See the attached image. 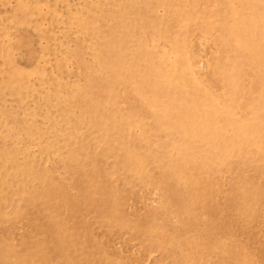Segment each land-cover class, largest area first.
I'll use <instances>...</instances> for the list:
<instances>
[{"label":"bare ground","instance_id":"6f19581e","mask_svg":"<svg viewBox=\"0 0 264 264\" xmlns=\"http://www.w3.org/2000/svg\"><path fill=\"white\" fill-rule=\"evenodd\" d=\"M47 1H48V3H46L45 1L44 2H45V4H49L52 8V10L50 11V17L52 16V19H53L52 24H54V25H52V28L50 27L49 32H46V30H44L42 27V25H44V24L40 23L41 19L44 18L45 16L43 17V14L41 13L42 10H40L42 7L39 6L38 4H37L38 5L37 8L39 10L36 9L35 7H33V4L30 3V1L27 2L26 0H23L20 2L19 9H17V6L13 7V5H11L9 2V4L12 7H10L11 12L7 16H8V18L11 19V22H12V19L15 18L17 16V14H19L20 18H22L23 20L21 21L20 19H17V18H16V20L23 22V23L36 25V26H34L35 28L34 27L33 28L35 29V31L37 30V32L40 33L41 35H53V33H55L57 37L55 38L54 41H56V42L58 41V43H59V40H60L59 44H61L62 46H67L66 45L67 40L70 41L72 38L77 39L80 43L84 44V47H85L84 50L87 52L86 55L89 54L92 61L89 62V61H85V59H84V63L79 64V66L77 68V73L71 71V73H75V74L69 75L70 73L68 72L69 74L67 73V75H69V76L65 75L64 70L60 73V71H59L60 68H58L57 73L55 72L56 71L55 70V71H53L52 74H50L49 72L48 73L46 72V70H48L46 68H45V70H42V69H38L34 66L31 67V65L29 64L30 68H21V66H20V69H21V70L19 69L20 72H16L15 69H17V68H15V67L10 69V71L12 70L11 73L8 70L7 72H9L10 74L7 73L8 76L6 78H2L1 81L3 82V86L5 85L7 88L10 85H13V84L15 85V83H16L15 87L11 88L10 92H12V94L9 92V94H11L14 97V96H16L15 88H17V85H19V87H21L22 90L28 89L27 91H29V88L27 86L28 85L27 80L25 78L38 77L37 81L39 82V84L36 81H34V82H36V84H38V86L35 87V92L31 91L34 94L38 93V96L40 98V99H38V101L40 100L38 103L39 104L38 107H43V106H41L42 105L41 102H45L46 99H48V100L51 99L52 96H54V99L57 98V100L54 102V106H55L54 108H48L45 110V107H44L45 113L46 114H47V112H49V113H48V115L45 116L46 119L45 120L42 119V121L40 123H36L34 120L32 122H30L29 120L20 122V121L16 120V117H17L16 112L13 110H10V112H8L6 118H5L4 114H3V117L2 116L0 117V130L3 129V125H4L5 129H6V127H8V131H9V137H8L9 142L6 144L2 142L3 149H0V183H3V180L5 182L9 181L8 182V185L10 188L9 190L13 191L12 197L7 199V202H6L5 206H2V209L4 207V210H6L5 208H9L11 211H14L15 209L12 207V204H14V203H19V204L20 203L21 204L27 203L28 204L30 202H36V201L41 202V201H44L45 198H47L46 197V195H47L46 189H45V188H47L46 185H45L46 186L45 188H41L42 186L39 187V185L33 181H29L30 184L27 185L26 184V181H27L26 178L20 177V176H24L25 173L28 172V169L23 167L21 164H19V157H22L23 160L25 158H28V159L31 158L33 161V162L31 161L32 162L31 168L32 167L35 169L38 168V166H37L38 161H39L38 159H40L39 164H41V162H42V164L45 165L46 163H43V161L50 157V154L52 151L51 150L52 149L51 140L56 139V138H58L60 140V142L65 144L69 149L67 152L62 151L61 149H57L54 151V153L57 154L61 160H63V164L65 165V167L67 166V164H66L67 163L66 162L67 157H70V156H74L73 159H71V162H73L75 165H78V163L76 161V153H77L76 149H77V147H80L81 154H82L81 156L85 155L86 158L88 157V154L90 153V146L93 143L98 142V141H95L92 138L88 137V135H90V132L92 130L98 131V130L102 129V124H101L100 120L102 119L101 114H103L101 112H98L95 116L101 115V118L100 117H93L91 110H90V108H91L90 105H91V103H93V104L96 103L95 96L97 97L98 100H100L102 102L101 103L102 106H103V104H107L108 102H110L111 105L107 109L103 110V112L105 111L106 116H111V114H112L111 110H113L115 112V110L113 109L114 106L120 107L119 103L121 101V97H119L118 94H119V92H122L121 89L124 87V85H122L121 87H118V86H120L118 83L116 86L112 85L113 81H115V78H113V77L115 74H117L120 76V78L124 79L122 81L124 84L126 82V84H127L126 86L129 85L132 88L134 87L137 95L143 97L145 102H147L153 106L152 107L153 109L155 108L154 111L156 113H152V111L149 110L150 113L148 112V116L151 117L152 114L157 115L158 119H159L158 122H159V124H161V129L159 131L157 129V131H158L157 135L155 134V131H154L153 133L155 135L150 134V133H146L145 137H143L144 140H147L146 142L148 143V145H146L144 147L145 152L147 154H149L147 152V150L150 148V145H155L154 143L156 141L165 142L166 140H169L167 137L162 138L164 140H160L159 137H157V136H159V134L166 135V136H173L174 137V143L179 144V146H180L181 152L178 155V157L181 158V160L180 159L174 160L175 161V163H174L175 167H168L167 168L168 170L165 172V176L172 178L169 180V182L175 183L177 191H181L182 193L186 192L187 194L189 193L188 196L191 197V201L188 204V207H186V205H184L183 207L181 206V208H176V209H180V210L182 209L183 212L187 215L188 214L191 216L196 215L197 217H199L200 212L198 211V208L201 206V204H204L203 205L204 207L209 203L213 205V203H215V202L211 200V197H212L211 193L213 194L214 191L212 189L207 190L208 188L202 187L200 184L202 174L212 173L213 175H211V177H213V178H211V179L219 181V183H221V185L223 187L224 186L227 187L226 189H228L229 186L233 187L232 192L235 195H241L242 191H245L250 198L253 197V199H250V201H248V203L245 202L242 205V208H239L233 212V214H236L237 216L246 217L248 211L253 209L254 204L256 203L255 198H257L258 192L255 189V187H250V186L242 187L243 182L241 180L237 179V177H234L233 175H235V173H240L243 175V173L246 171L245 172L246 175L249 174L250 176H252V175L259 174L260 178L261 177L264 178V0H135L136 5L133 9H129V6H127L128 1L126 3H123V0H104V2H103V0H47ZM106 1H107L108 5H111V6H109L110 12L109 11L107 12V10H106L107 7L106 8L104 7L103 3H105ZM42 3H43V1L40 2V4H42ZM12 4H13V2H12ZM159 9L164 10L163 17H159V13H158ZM47 12H48V10H47ZM32 13H33V15H31ZM35 16H37L38 18L33 20V18ZM48 19L49 18H47V20ZM14 22H15V19H14ZM17 23H19V22H17ZM8 24H10V23H8ZM11 24L14 25V23H11ZM148 24L150 26L149 32H148L147 36H143L144 35L143 31H145V28H147L146 26ZM46 26H47V24H46ZM26 27H27L26 29H28V26H26ZM54 28L56 30H54ZM5 29H6V25H5ZM29 29H31V28H29ZM34 29H33V31H34ZM16 30L19 32L18 26H17ZM22 30H23V28H22ZM22 30H20V31H22ZM72 30H74V31H72ZM35 31H34V33H35ZM37 32L35 34H38ZM9 33H7V34H9ZM182 35H185V39L180 40L178 36H182ZM4 37H6V35ZM6 38H4V39H6ZM43 38H45V37H43ZM48 39L49 38H47V40ZM50 39H51V37H50ZM23 40H25V39L23 38ZM77 40H76V42H77ZM40 41H41V39H40ZM144 41L148 45H144L143 44ZM52 42H53V40H52ZM29 43H31V42H29ZM3 44L5 45V43H3ZM11 44H13V43H11ZM68 44H70V42ZM32 45H33V42H32ZM58 45H57V47H58ZM76 45H77V43H76ZM76 45H74L76 48L81 46V45L80 46H76ZM40 46H41V44H40ZM52 46L54 47V45H52ZM70 46L71 45H69V48L71 49L72 46L71 47ZM74 46H73V48H74ZM202 46L207 50L206 51L207 53L205 52L203 55L201 54L202 55L201 57H199V55L197 54V51ZM17 47L19 48V46H17ZM8 48H9V46H8ZM66 49L68 50V48H65L64 52L66 51ZM70 49L68 51H70ZM78 49H76V50L78 51ZM73 50H75V49H72V51ZM76 50H75V52H76ZM3 51L5 52L4 47H3ZM30 51L32 52V50H30ZM11 52L12 51H10V53ZM57 52H56V54H57ZM7 53H8V51L6 52V54ZM41 53H42V51H41ZM62 53H63V51H62ZM71 53H73V52H71ZM82 53H83V51H82ZM192 53H193V55H192ZM29 54H30V52H29ZM84 54H85V52H84ZM147 54L153 55L152 57H154L155 61H153L150 64L151 68L147 73V75L151 76L150 79L152 82L150 84H143L141 81H138V80L135 81V79L131 75H129L130 71H132V72L135 71V67H133V66H136V65L128 67L126 65V63H127V56H129V57H132V56L133 57L134 56L141 57V56H145V55L147 56ZM25 55H26V53H25ZM8 56L10 57L11 55H8ZM8 56L6 55L5 57H7V59H9ZM45 56H44V58H45ZM1 57H3V56H1ZM41 57H42V55H41ZM76 57H78V53H77ZM81 57H82V55H81ZM57 58L55 57L54 60ZM7 59H4V60L6 61ZM10 59H11V57H10ZM24 59H27V58H24ZM77 59H79V57ZM82 59L80 58V60H82ZM0 60H1V58H0ZM68 60L70 61L71 59L68 58ZM7 61H6L7 64L9 63V65H10L9 60H7ZM1 62H3V61H1ZM19 63H17V64H19ZM61 63L62 62L60 61L59 64L61 65ZM200 63H204L205 69L200 67L201 66ZM50 64H52V61ZM59 64H58V67H59ZM0 65H2V64H0ZM23 65H24V62H23ZM4 66H5V64H4ZM37 67H39V66L37 65ZM3 69H5V68H3ZM75 69L76 68H74L73 71ZM3 74H4V72H3ZM1 76L5 77L6 75H1ZM48 77H51V79L52 78L53 79L52 80L50 79V81H49ZM125 77L127 79L129 78L130 82H128ZM162 80H166L163 82V84H165V86H161ZM146 81H147V79H146ZM86 82H90L91 89L87 92L85 91L86 93L79 94L80 92L78 93L77 89L82 87L84 85V83H86ZM33 85H35V84H33ZM88 85H89V83H88ZM139 85L144 86L146 88V90L149 92L148 93L138 92L137 87ZM87 88H88V86H87ZM3 89H4V87H3ZM123 89H125V88H123ZM5 94H6V92H5ZM60 99L63 100V102H60ZM131 100H133V99L131 98ZM200 100H202L203 102L200 103ZM128 101H129V99H128ZM172 101H174L175 103H178V105L173 104ZM8 102L9 101H6V100L2 99V97H0V114H2L4 112V106H7ZM64 102H66V103L68 102L70 105H73V106L72 107L70 106V108H68L66 103H64ZM132 102H130V103H132ZM136 102L137 101L135 98L133 104ZM130 103H128V104H130ZM147 103H145V105H148ZM197 103H198L200 108H197L195 106V104H197ZM13 104H15V103H13ZM44 104H46V103H44ZM96 105H98V104L96 103ZM173 105H175V106L173 107ZM35 106H37V105H35ZM149 108L152 109L150 106H149ZM219 109H220V111H219L220 116H217L216 111ZM53 110H57L56 114H53V112H54ZM122 110L125 113V110L124 109H122ZM33 111H35V110L33 109L32 112ZM23 112H25V111H23ZM54 115H56L54 124H56L58 126V128H55V129L53 128L54 133L49 135V133H50L49 129L50 128L48 129V127L46 128V126L47 125L49 126L50 124L53 123V120H49V118L54 117ZM127 115H128V111H127ZM183 118H186L187 122H183L182 121ZM4 120H7V121L5 122ZM151 123H152V121H151ZM5 124H9V125H5ZM151 128L152 127H150V129ZM126 130H128V129H126ZM218 131H220V132H219L218 136H216L215 134ZM122 137H123V134H122ZM109 139H110V137H109ZM123 140H125V139H123ZM139 145H140V143H139ZM172 146L167 147L165 151H167V152L171 151L170 149ZM106 147L107 148L110 147L111 153H113L117 157V160L120 163H122L124 165V167L131 169L133 172H135L137 174L143 173L142 170H145V168L147 167V165L149 163V162H145V161H147V159H145L141 155L143 152V150L141 148L138 149L137 151L131 153V154H127V153H124V151H122L117 144L111 143L110 145H108ZM64 148H66V147H64ZM104 157H106V156H104ZM245 158L252 159L254 162L253 166L260 168V170H258L259 172L254 170L255 167H251V166L247 167V170H245L243 172L241 170L242 166L239 163H241L242 159L244 161ZM143 160H145V161H143ZM181 161H184L186 163L181 162ZM230 161L233 163L231 164V166H227V163L229 164ZM107 163H104V164H107ZM42 164H41V166H43ZM72 166H73V164H72ZM49 167H51V166H49ZM62 167H61V170L59 169V171H63L64 173H66L64 170L65 168L62 169ZM57 168H58V166H57ZM40 169L42 170V168H40ZM74 169L80 170V168H77V167L76 168L74 167ZM2 171H3V173H2ZM66 171H68V170H66ZM72 172L74 173V171H72ZM78 173H79V171H78ZM87 174H91V173H87ZM173 174L175 175V177ZM44 175L47 176L48 174L47 175L44 174ZM66 175H68V174L66 173ZM71 176H70V180L73 177V176L72 177ZM75 176H77L76 173H75ZM2 177H3V180H2ZM151 177H152V175H151ZM238 177H240V175H238ZM7 178H9V179L6 180ZM97 178H98V180L96 182L99 186H96V188H99V189L105 188V186L101 182L100 176H98ZM153 178H151V179H153ZM155 178H157V177H155ZM50 179H52V178H50ZM53 179H54V177H53ZM61 179L62 178H60L59 180H61ZM74 179H76V178H74ZM53 181H55V180H53ZM53 181L51 182L52 184H54ZM153 181H154V179H153ZM56 182L57 181H55V184L57 185ZM63 182H64V178H63ZM147 182H149V185H150V180H148ZM251 182L252 181H250V183ZM263 183H262V185H263ZM78 184H79V182H78ZM122 184L124 185V182ZM75 185L76 184H74V186ZM82 185H80V186H82ZM77 186H78V188L80 187L79 185H77ZM130 186H132V185H130ZM49 187H48V189H49ZM122 187H124V186H122ZM132 187H134V186H132ZM137 187H138V185H137ZM137 187H136V189H137ZM119 188H121V187H119ZM43 189H45V190L43 191ZM226 189L224 191L227 193ZM120 190L124 191L122 189H120ZM130 190H131V188H130ZM183 191H185V192H183ZM126 192H128V189ZM145 193H143V194H145ZM148 193H147V195H148ZM154 193L152 192V194H154ZM138 194H140V193H138ZM161 194H162V192H161ZM123 195H126V194H123ZM147 195H146V197H147ZM136 196H138L137 192H136ZM113 197H114V195H113ZM184 197H185V195H184ZM106 200L104 199L105 202H106ZM125 200H127V199H125ZM142 200H143V198H142ZM168 200H169L168 198H167V200L165 199V201L162 202V205H164L165 202H167ZM152 201H153V199H152ZM98 202H100V200H98ZM107 203H108V201H107ZM124 203H126V202H124ZM85 204H86V202H85ZM145 204H146V200H145ZM155 204H157V203H155ZM176 204H177V202H176ZM176 204H175V207L177 206ZM82 205H83V203H82ZM96 205H98V204H96ZM99 205H101L103 207L104 204L102 203ZM106 205L107 204H105L104 206H106ZM126 205H127V203H126ZM168 205H170V204H168ZM113 206H114V204H113ZM113 206H112V208H113ZM189 206H192L191 209L189 208ZM145 207H144V209H145ZM160 207H161V205H160ZM163 207H165V205ZM108 208H109V205H108ZM165 208H167V207H165ZM128 209H129V206H128ZM146 209H147V207H146ZM176 209L174 208L171 211V213L172 212L174 213V210H176ZM113 210H114V213H116L114 208H113ZM109 211H110V209L107 212H109ZM131 211H133V210H131ZM150 211H151V209H150ZM81 212L83 213L82 210H81ZM112 212L113 211H111L110 213H112ZM102 213H104V212H102ZM249 213H250V211H249ZM84 214H83V216H84ZM92 214H93V212H92ZM138 214L139 213H137V215ZM215 214L216 213H214L213 216L216 217ZM219 214H220V212H219ZM14 215H12V216H14ZM128 215H130V214L127 213V216ZM80 216L82 217V215H80ZM87 216H85V217H87ZM98 217H99V215H98ZM118 217L120 218V216H118ZM243 217H242V219H243ZM249 217H250V215H249ZM78 218H80V217L78 216ZM114 218L116 220L119 219L116 217H114ZM105 219L109 220V218H105ZM110 219H112V218H110ZM135 220H137V219H135ZM244 220H245V218H244ZM31 221H34L33 217H32ZM70 222H72V221H70ZM94 223H96V222L94 221ZM112 223H113V221H112ZM146 223H148V222H146ZM17 224H18V222H17ZM29 224H30V222H29ZM38 224L39 223L37 222V225ZM119 224H122V223L119 222ZM130 224H132L131 220L126 223L127 226H130ZM141 224H143V223H141ZM239 224H238V226H239ZM187 225L188 224H186V226ZM106 226H107V224H106ZM120 226H122V225H120ZM127 226H125V227H127ZM135 226H137V225H135ZM135 226H133V227L135 228ZM221 226H224V225L222 224ZM225 226L223 228L228 227V226H226V227ZM241 226H242V224H241ZM26 227H24V228H26ZM80 227L82 229V226H80ZM243 227H245V226H242V228ZM5 228H6V226L4 227V229ZM21 228H20V230H21ZM32 228H34V227H32ZM91 228H92V226H91ZM94 228H93V230H94ZM142 228H143V230H145L144 225H142ZM216 228H217V226H216ZM216 228H215V230H217ZM70 229H72V228H70ZM138 229L140 230V228H138ZM184 229L187 230L188 228L185 227ZM246 229H248V227ZM261 229H262V227H261ZM8 230H9V228H8ZM8 230H6V231H8ZM38 230H39V228H38ZM75 230H76V228H75ZM103 230L107 231L104 228H103ZM111 230H112V228H111ZM169 230H170L169 227H163L162 226V233L166 234V233H168ZM46 231H47V228H46ZM97 231H99V230H97ZM176 231H178V230H176ZM206 231L203 233H206ZM239 231H241V230L239 229ZM249 231H251V230H249ZM31 232H33V230ZM75 232H74V234L76 235ZM82 232L79 231V233H77L76 239L82 240V239L86 238V235H84ZM99 232H101V231H99ZM144 232H147V231H144ZM187 232H189V231H187ZM213 232H214V230H213ZM221 232H218V233L221 234ZM257 232H258V230H257ZM9 233H11V232H9ZM13 233H15V232H13ZM18 233H20V232H18ZM18 233H16V234H18ZM36 233H37V231H36ZM43 233L45 234V232H43ZM43 233L41 232V235ZM128 233H126V234H128ZM142 233H143V231H142ZM225 233H227V232H225ZM237 233H238V231H237ZM22 234H24V233H22ZM119 234H122V232ZM129 234L132 236L131 232ZM134 234H133V236H134ZM200 234H201V232H200ZM243 234H245V233H243ZM3 235L5 236L4 233H3ZM6 235H7V233H6ZM39 235H40V233H39ZM181 235H183V232H182V234H180V236L178 235V237L180 238ZM211 235H210V237L212 238ZM223 235H220V237L221 236L223 237ZM249 235L250 234H248V236ZM32 236H33V234H32ZM45 236H46V234H45ZM114 236L115 235H113V237ZM131 236H127V237H131ZM165 236L166 235L160 236V238H164ZM250 236H252V235H250ZM11 237H12V235H11ZM11 237H10V239H11ZM47 237H49V236H47ZM119 237H118V239H119ZM121 237H123V236H121ZM121 237H120V239H121ZM225 237H226V235H225ZM28 238H25V239H28ZM160 238H157L159 243L161 242ZM169 238H170V240L168 243V247H166L165 250H163V251H165V255H164L165 259L169 260L171 262V260H173V257L171 255V250L173 249L175 251L176 249H180L183 252V249L181 248L182 246L181 247L179 246V243H178L179 239H174V237L172 235L169 236ZM215 238H212V239H215ZM102 239H104V238H102ZM136 239H138V238H136ZM210 239H207V240H210ZM112 240L113 239H111V242H112ZM115 240H117V239H115ZM143 240H145V238ZM247 240L251 241L252 239L251 240L247 239ZM73 241H75V238ZM130 241H132V240L130 239ZM148 241H150V240H148ZM210 241H212V240H210ZM87 242H89V241L87 240ZM92 242L93 241H91V244H92ZM214 242H215V240H214ZM77 243H79V242H77ZM148 244H147V246H148ZM200 244L201 243H199L198 245H200ZM209 244L210 243H208V245ZM262 244H264V243H262ZM47 245L48 244H43V247H41V250H40L41 254L45 253L48 250ZM107 245H109V244H107ZM111 245H112V243H111ZM201 245H203V244H201ZM210 245L212 246V244H210ZM214 246H215V244L212 246V248ZM233 246L235 247L236 245H233ZM251 246H252V244H251ZM99 247H100V244H99ZM155 247L160 250L159 245L156 244ZM195 247H196V245H195ZM200 247L198 250H200ZM39 248L40 247H38V249ZM205 248H206V246H205ZM85 249H84V251H85ZM101 249L103 250L104 248H101ZM194 249H196V248H194ZM203 249H204V247H203ZM215 249L216 248H214L213 251ZM230 249L231 248H229V251H230ZM253 249H254V247H253ZM148 250H149V248H148ZM250 250L252 251V249H250ZM260 250H262V249H260ZM130 251H132V250H130ZM232 251H233V249H232ZM235 251H237V250L235 249ZM240 251H241V249H240ZM256 251H258V249ZM256 251H254V252H256ZM18 252H20V251H18ZM97 252H98V250H97ZM133 252H134V250H133ZM261 252L262 251H260V254L262 255ZM80 253L81 252H79V254ZM176 254H179L178 250H177ZM180 254H183V253H180ZM212 254H213V252H212ZM229 254L232 255L231 252ZM263 254H264V252H263ZM59 255H60V253H59ZM93 255H95V258L99 259V261H97L94 258V262L97 261V264L98 263L99 264H126V262H124L125 258L123 256L122 257L124 258V260H122L121 263H118L117 259H108L107 257L105 259V251H103V254L98 252V253H94ZM193 255H195V254H193ZM203 255L208 256V254L206 255V252ZM209 255H211V254H209ZM238 255L239 254H236L235 255L236 257L234 256L233 258H231V257L230 258L231 259L237 258V257H239ZM26 256H30V255H21L19 257L22 259H19V260L26 259ZM133 256H134V254H133ZM182 256H184V254ZM196 256H198V255H196ZM218 256H219V254H218ZM243 256L244 255L241 256L242 259H243ZM89 257H91V256L89 255ZM189 257H191V256H189ZM202 257H196L192 261H190V260L184 261L183 260L181 263H179V262L178 263L175 262V263H177V264H207L205 262V260H206L205 258H209V257H205V258L204 257L202 258ZM126 258H128V257H126ZM219 258H221V257L219 256ZM227 258H229V256ZM120 259H121V257H120ZM139 259L141 260V258H139ZM210 259L214 260L215 258L214 259L209 258L208 261H210ZM263 259H261V260H263ZM235 260H238V258ZM239 260H240V257H239ZM248 260H250L249 255H248ZM218 261H220V259H218ZM256 261H257V258H256ZM140 262L138 261L137 264H140ZM242 262H244V261H242ZM248 262H250V261H248ZM34 263H35V261H34ZM237 263H238V261H237ZM166 264H168V263H166ZM210 264H214V261ZM223 264H224V262H223ZM248 264H250V263H248Z\"/></svg>","mask_w":264,"mask_h":264},{"label":"rangeland","instance_id":"374dc122","mask_svg":"<svg viewBox=\"0 0 264 264\" xmlns=\"http://www.w3.org/2000/svg\"><path fill=\"white\" fill-rule=\"evenodd\" d=\"M21 1H23V0H7V1L6 0H4V1L0 0V9H1L0 10L1 11L0 12V22H1L0 23V35H1L0 36V58H1L0 64H2V65H0V74L1 75H6L5 77L4 76L2 77L0 75V87H1L0 88V90H1L0 93L2 92L0 94V97H2V99L6 100V101H9L7 106H4V112L2 114H0V117L1 116L3 117V114H4V116L6 118L8 112H10V110H13V111L16 112V116H17L16 120H18L20 122L28 121V120L30 122H32L34 120L36 123H40L42 121V119H44V120L46 119L45 116L48 115V113H49V112H47V114L45 113L44 107H45V110L48 109V108H54L55 107L54 106V102L57 100V98L54 99V96H52L51 99H49V100L46 99L45 102H41V104H42L41 106H43V107H38L39 106L38 103L40 101V100L38 101V99H40V98L38 96V93H35V94L33 93V92H35V87H37L38 84H39V82L37 81L38 77L25 78L27 80V84H28L27 86L29 88V91H27L28 89H23L22 90L21 87H19V85H17V88H15L16 96H14V97L11 95L12 92H10V91H11V88L15 87L16 83H15V85L14 84L10 85L7 88L5 85L3 86V82L1 81L2 78H6L8 76V74H10L12 72V70L10 71V69H12L14 67L17 68V69H15L16 72H20V70H21L20 66H21V68H30V65H31V67L34 66V67H36L38 69H42V70H45V68H46V69H48V70H46V72L47 73L49 72L50 74H52L53 71H55V70H56L55 72L57 73L58 68H60L59 69L60 73L64 70L65 75H67L68 72L70 73V74L68 73L69 75H71V74L74 75L75 73H77V68H78L79 64L80 63H84V59H85V61H89V62H91L92 60H91L89 54L86 55L87 52L84 50L85 49L84 44L80 43L77 39H73L72 38L70 41L67 40V44L66 45L68 47L67 46H62L61 44H59L60 40H59V43H58V41L57 42L54 41L55 38L57 37L55 33H53V35H41L40 33L37 32V30L35 31V29H34L35 27L34 26H36V25L23 23V22H20V21L16 20V18L20 19L21 21L23 20L22 18H20L19 14H17V16L15 18H13L12 22H11V19L8 18V16H7L11 12V8L10 7H12L11 5H13V7L17 6V9H19ZM26 1L27 2L30 1V3H32L33 7H35L36 9H38L37 8L38 5L42 7L40 10L43 11V12L41 11V13L43 14V17L44 16L45 17L41 19L40 23L44 24L45 26L42 25L43 29L46 30V32H49L50 31V27L52 28V25H54V24H52V22H53L52 21L53 20L52 16L50 17V11L52 10V8H51V6L49 4H45V2L48 3V1L47 0H42L43 1L42 4H40V2H42L41 0H26ZM9 2H10L11 5L9 4ZM12 2H13V4H12ZM103 2H104V0H103ZM126 2L128 3L127 6H129V9H133L135 7V5H136L135 4V0H126V1L123 0V3H126ZM103 4H104L105 8L106 7L108 8V9L106 8L107 12L108 11L110 12L109 6H111V5H108L107 1L105 3H103ZM47 10H48V12H47ZM160 10L161 9L158 10L159 17H163L164 10L163 9L161 11ZM31 15H33V13ZM37 18L38 17L35 16L33 18V20L37 19ZM47 18H49V19L47 20ZM14 19H15L16 23L14 22ZM17 22H19V23H17ZM8 23H10V24L14 23V25L13 24L10 25ZM46 24H47V26H46ZM149 24L146 26L147 28H145V31H143V34H144V35L142 34L143 36H147V34L149 32V29H150ZM5 25H6V29H5ZM17 26H18L19 32L16 30ZM26 26H28V29H26L27 28ZM22 28H23V30H22ZM29 28H31V29H29ZM33 29H34L35 33L37 32L38 34H35ZM20 30H22V31H20ZM54 30H56V29L54 28ZM74 30H72V31H74ZM7 33H9V34H7ZM5 35H6L7 38L4 37ZM42 36L45 37V38H43ZM50 37H51V39H50ZM178 37H179L180 40L185 39V35L178 36ZM4 38H6V39H4ZM23 38L25 40H23ZM47 38H49L50 40L49 39L47 40ZM40 39H41V41H40ZM7 40L8 41L10 40V41L8 42ZM52 40H53V42H52ZM76 40H77V42H76ZM29 42H31V43H29ZM32 42H33V45L35 47L32 45ZM69 42H70V44H68ZM3 43H5V45ZM11 43H13V44H11ZM76 43H77V45H76ZM40 44H41V46H40ZM143 44L144 45H148L145 41H144ZM52 45H54V47ZM57 45H58V47H57ZM69 45L72 46L71 49L69 48ZM74 45H76V46H80L81 45V46L76 48ZM8 46H9V48H8ZM17 46H19V48ZM73 46H74V48H73ZM3 47H4L5 52L3 51ZM65 48H68V50L70 49V51H68L66 49V51L64 52ZM203 48L204 47L202 46L197 51V54L199 55V57H201L207 51L205 48L204 49ZM29 49L32 50V52ZM72 49H75V50L78 49V51L76 50V52H75V50L72 51ZM6 50L8 51L7 54H6V52H7ZM10 51H12V52L10 53ZM41 51H42V53H41ZM62 51H63V53H62ZM82 51H83V53H82ZM29 52H30V54H29ZM56 52H57V54H56ZM71 52H73V53H71ZM84 52H85V54H84ZM25 53H26V55H25ZM77 53H78L79 59H77L78 57H76ZM151 54H147V56L145 55V56H141V57H137V56L129 57V56H127L126 65L128 67L136 65V66H133V67H135V71H133V72L130 71V73H129V75H131L135 79V81H137V80L141 81L143 84H150L152 82L151 79H150L151 76L147 75L148 71L151 68L150 64L153 61H155L154 57H152L153 55H151ZM4 55L5 56L6 55L7 56L11 55L10 56L11 59H10L9 56H8L9 59H7V57H5ZM41 55H42V57H41ZM81 55H82V57H81ZM192 55H193V53H192ZM1 56H3V57H1ZM44 56H45V58H44ZM55 57L56 58L58 57V58L54 60ZM24 58H27V59H24ZM68 58H70L71 60L69 61ZM80 58L81 59L83 58V59L80 60ZM4 59L9 60L10 65H9V63L7 64L8 61L6 60L7 61L6 62ZM50 60L52 61V64H50L51 63ZM1 61H3V62H1ZM60 61L62 62L61 65L59 64ZM23 62H24V65H23ZM17 63H19V64H17ZM4 64H5V66H4ZM58 64H59V67H58ZM37 65L39 67H37ZM200 65L199 66L201 68L205 69L204 68V63H200ZM3 68H5V69H3ZM74 68H76V69L73 71ZM8 70H9L10 73L7 72ZM71 71L75 72V73H71ZM3 72H4V74H3ZM69 75H67V76H69ZM113 78H115V81H113L112 85L116 86L117 83L120 85L118 87H121L122 85H124L123 88H125V89L122 88L121 89L122 92H119V94H118V96L121 97V101L122 100L123 101L122 102L120 101V103H119L120 107L114 106L113 109L115 110V112L113 110H111V113H112L111 116H106V113H105V111L103 112V110L107 109L111 105V103L108 102L107 104H103V106H102V104H101L102 102L100 100H98L97 97L95 96L96 103L98 105H96V103H94V104L91 103L90 110H91V113H92L93 117H100L101 118V115H102V119L100 120V122L102 124V129L98 130V131H96V130L93 131L92 130L90 132V135H88V137H90L93 140L98 141V142L97 143H93L90 146V153L88 154L87 158L85 157V155L81 156L82 154H81L80 147H77V149H76V152H77L76 153V161H77L78 165H75L73 162H71V159H73L74 156H70V157H67V161H66L67 163L66 164H67L68 167L66 166L67 167L66 168L65 165L63 164V160H61L59 158V156L54 153V151L57 150V149H61L62 151L67 152L69 149H68V147L65 144L61 143L58 138L51 140V145H52V149L51 150L52 151H51L50 157L43 161V163H46V164L44 165L41 162V164L43 165V166H41V164H39L40 163V159H38L39 161H38V164H37V166H38L37 169H35L33 167H32L33 169L31 168V166H32L31 164L33 162L31 158H29V159L25 158L23 160L22 157H19V164H21L23 167L28 169V172L25 173L24 176H20V177H25L26 178V180H27L26 184L28 185V184H30L29 181H33V182L37 183L39 185V187L42 186L41 188H45L47 186V188H45L46 189V194H47L46 197L47 198H45L44 201H41V202H39V201L30 202L28 204L27 203H24V204L14 203V204H12V207L15 209L14 211H11L9 208H5L6 210H4V207L2 209V206H5V204L7 202V199L12 197V195H13V191L9 190L10 189L9 185H8L9 181L5 182L3 180V177H2L3 183H0V222H1L0 223V262H1L0 264H13V263L14 264H97V261H99V259L95 258V255H93V254L94 253H98V252L103 254V251H105V259H106V257L108 259H117V262L121 263V261L124 260V258H125L124 262H126V264H137L138 261L139 262L141 261L140 264H145V263L146 264H155V263L156 264H166V263H168V264H177L178 262L181 263L183 260L184 261H189V260L192 261L196 257H202V256L204 258L205 257H209V258H213V259L215 258L216 259V260L215 259L214 260L210 259V261H208L209 258H205L206 259L205 262L207 264H210L213 261H214V264H221V263L223 264V262H224V264H226V263L227 264H244V263L245 264H248V263H250V264H261V263L264 264V259H263L264 258V254H263V252H264V244H262V243H264V238H263L264 237L263 236L264 235V230H263L264 229V220H263L264 219V210H263L264 209V203H263L264 202V188H263L264 187V183H263L264 180L263 179L264 178H262V177L260 178L259 174L252 175V176H250L249 174L248 175L245 174V172H246L245 170H247V167H249V166L255 167L254 170H256L257 172H259L258 170H260V168L259 167L257 168L256 166H253L254 162H253L252 159L245 158L244 161L242 159L241 163H239L242 166L241 170L243 172L245 171L243 173L244 176L242 174H240V173H235V175H233L234 177H237V179H239V180H241L243 182L242 187H245V186L255 187V189L258 192L257 198H255L256 203L254 204L253 209L249 210L250 213L248 211L246 217L237 216L236 214H233V212L236 211L239 208H242V205L245 202L248 203V201H250V199H253V197L250 198L245 191H242L241 195H235L232 192L233 187L229 186V188L226 189L227 187L224 186L225 187L224 188L221 185V183H219V181L211 179V178H213V177H211V175H213L212 173H206V174L204 173V174H202V178L200 180V184H201L202 187L208 188L207 190H211L212 189L214 191L213 194L211 193V196H212L211 200L214 201L215 203H213V205L209 203L205 207L203 206L204 204H201V206L198 208V211L200 212L199 217H197L196 215L195 216H191L189 214L187 215V214H185L183 212L182 209L181 210L180 209H176V208H181V206L183 207L184 205H186V207H188V204L191 201V197L188 196L189 193L187 194L185 191H183L185 193H182L181 191H177L175 183H173V182L170 183L169 182V180L172 179V178L165 176V172L168 170L167 169L168 167H175L174 166V163H175L174 160H176V159H180L181 160V158L178 157V155L181 152L180 151V146H179V144L174 143V137L173 136H166V135L159 134V136H157V137H159L160 140H164L162 138H165V137H167L169 140H166L165 142L156 141L154 143L155 145H150V148L147 150V152L149 154H147L145 152L144 147L146 145H148V143L146 142L147 140H144L143 137H145L146 133L154 134L153 133L154 131H155V134L157 135L158 131L161 129V124H159V122H158L159 121L158 116L155 115V114H152L151 117L148 116V112L150 113V111H152V113H156L154 111L155 108L153 109L152 108L153 106L150 105L149 103L145 102L143 97L137 95L136 90H135L134 87L132 88L129 85L126 86L127 85L126 82L124 84L123 81H122L124 79L120 78L119 75L115 74ZM50 79H51V77H48L49 81H50ZM146 79H147V81H146ZM126 80L128 82H130L129 78L128 79L126 78ZM34 81H36L38 84H36V82H34ZM164 81H166V80H162L161 81V83H162L161 86H165V84H163ZM88 83H89V85H88ZM33 84H35V85H33ZM87 86H88V88H87ZM3 87H4V89H3ZM90 89H91L90 82H86V83H84V85L82 87H80L77 90H78V93L80 92L79 94H83V93H86L87 91H89ZM31 91H33V92H31ZM137 91L140 92V93H142V92L143 93H148L149 92L142 85H139L137 87ZM5 92H6V94H5ZM9 92L11 94H9ZM131 98L133 100H131ZM135 98H136L137 102L133 104ZM128 99H129V101H128ZM174 101H172V103L175 104V105L176 104L178 105V103H175ZM60 102H63V100L60 99ZM130 102H132V103H130ZM202 102L203 101L200 100V103H202ZM13 103H15V104H13ZM44 103H46V104H44ZM64 103H66V102H64ZM128 103H130V104H128ZM145 103H147L148 105H145ZM35 105H37V106H35ZM66 105H67L68 108H70V106L71 107L73 106V105H70L68 102L66 103ZM175 105H173V107ZM149 106L152 109H150ZM195 106L197 108H200L198 103L195 104ZM33 109L35 111L32 112ZM122 109L125 110V113H124V111ZM23 111H25V112H23ZM53 111H54L53 114H56L57 110H53ZM127 111H128V115H127ZM219 111H220V109L216 111L217 116H220ZM98 112H101L103 114H101L100 116H95ZM55 116L56 115H54V117H50L49 118V120H53V123L50 124L49 126L48 125L46 126V128L47 127H48V129L50 128L49 129L50 130L49 135L54 133L53 128L54 129L58 128V126L56 124H54L55 123ZM4 121L6 122L7 120H4ZM151 121H152V123H151ZM182 121L183 122H187V119L183 118ZM5 125H9V124H5ZM150 127H152V128L150 129ZM125 128L128 129V130H126ZM157 129H158V131H157ZM219 132L220 131H218L215 135L218 136ZM122 134H123V137H122ZM8 137H9L8 127H6V129H5V127L3 125V129L0 130V149H3L2 142L5 143V144L9 142L8 141ZM109 137H110V139H109ZM123 139H125V140H123ZM111 143L117 144L119 146V148L122 151H124V153H127V154H131V153H133V152H135V151H137L138 149L141 148L143 150L141 155L145 159H147V161H145V160H143V161L149 162L147 167L145 168L146 171L142 170L143 173L137 174V173L133 172L131 169H129L127 167H124V165L117 160V157L113 153H111L110 147H108V148L106 147V146L110 145ZM139 143H140V145H139ZM170 146H172L171 149H170L171 151H169V152L165 151L166 148L170 147ZM64 147H66V148H64ZM104 156H106V157H104ZM181 162H184V161H181ZM104 163H107V164H104ZM184 163H186V162H184ZM232 163L233 162L230 161L229 164L227 163V166H231ZM72 164H73V166H72ZM49 166H51V167H49ZM57 166H58V168H57ZM61 167H62V169L65 168L64 170H65V172L68 175H66V173H64L63 171H59V169L61 170ZM74 167L75 168L76 167L80 168V170L77 169L79 171V173H78V171L76 169H74ZM40 168H42V170ZM66 170H68V171H66ZM72 171H74V173ZM2 173H3V171H2ZM75 173H76L77 176H75ZM87 173H91V174H87ZM44 174H46V175L48 174L49 176L48 175L45 176ZM150 174L152 175V177H151ZM238 175H240V177H238ZM70 176L73 179L71 178V180H70ZM98 176H100L101 182L105 186V188H101V189L96 188V186H99L97 184V182H96L98 180V178H97ZM154 176L157 177V178H155ZM49 177L52 178V179H50ZM53 177H54V179H53ZM174 177H175V175H174ZM56 178L57 179L58 178L59 179L62 178V179L61 180H59V179L57 180ZM63 178H64V182H63ZM74 178H76V179H74ZM151 178H153L154 181ZM8 179L9 178H7L6 180H8ZM53 180L57 181L56 182L57 185L55 184V181H53ZM148 180H150V185L151 186L149 185V182H147ZM52 181H53L54 184L51 183ZM250 181H252V182L250 183ZM78 182H79V184H78ZM123 182H124V185L122 184ZM261 182L263 183V185H262ZM74 184H76V185L74 186ZM77 185H79V186L82 185V186H80L78 188ZM130 185H132L134 187H132ZM137 185H138L139 188L137 187ZM122 186H124L125 188L122 187ZM135 186L137 187V189L140 192L136 189ZM48 187H49V189H48ZM119 187H121V188H119ZM130 188H131V190H130ZM45 189H43V191ZM120 189H122L124 191H121ZM127 189H128L129 193L126 192ZM225 189H226L227 193L224 191ZM130 191L131 192L133 191V192L131 193ZM136 192H137L138 196H136ZM152 192L153 193L155 192V193L152 194ZM161 192H162V194H161ZM138 193H140V194H138ZM143 193H145V194H143ZM147 193H148V195H147ZM123 194H126V195H123ZM113 195H114V197H113ZM146 195H147V197H146ZM184 195H185V197H184ZM142 198H143V200H142ZM167 198L169 200L167 202H165L164 205H165V207H167V208H165V207H163L164 205H162V202H164L165 199L167 200ZM104 199L105 200L107 199L106 202L104 201ZM125 199H127V200H125ZM152 199H153V201H152ZM98 200H100L101 203L98 202ZM145 200H146V204H145ZM107 201H108V203H107ZM85 202H86V204H85ZM124 202L127 203V205L129 206V209H128V206L126 205V203H124ZM176 202H177V204H176ZM82 203H83V205H82ZM102 203L104 205L105 204H107V205L106 206L103 205V207H102L101 205H99V204H102ZM112 203L114 204L115 207L113 206ZM155 203H157V204H155ZM96 204H98V205H96ZM168 204H170V205H168ZM175 204L177 205L176 207H175ZM238 204L239 205L241 204L240 205L241 207ZM108 205H109V208H108ZM111 205L115 209L116 213H114V210H113ZM160 205H161V207H160ZM145 206L147 207V209H146ZM144 207H145V209H144ZM191 207L192 206H189L190 209H191ZM174 208L176 210H174V213L173 212L171 213V211ZM109 209H110V211L107 212ZM150 209H151V211H150ZM81 210L83 211V213L81 212ZM131 210H133V211H131ZM111 211H113V212L110 213ZM92 212H93V214H92ZM102 212H104V213H102ZM126 212L128 214H130V215L127 216ZM219 212H220L221 215L219 214ZM137 213H139V214L137 215ZM214 213H216L215 215H216L217 218L215 216H213ZM83 214H84V216H83ZM108 214L109 215L111 214V215L109 216ZM12 215H14V216H12ZM80 215H82V217ZM98 215H99V217H98ZM249 215H250V217H249ZM78 216L80 218H78ZM85 216H87V217H85ZM118 216H120V218ZM32 217H33L34 221H31ZM114 217L119 218V219L116 220ZM242 217H243V219H242ZM105 218H109V220L105 219ZM110 218H112V219H110ZM244 218H245V220H244ZM135 219H137V220H135ZM128 220L129 221L131 220V222H132V224H130V226L126 225V223L129 222ZM36 221L39 223L38 224L39 226L37 225ZM70 221H72V222H70ZM94 221L96 223H94ZM112 221H113V223H112ZM17 222H18V224H17ZM29 222H30L31 225L29 224ZM119 222H121L122 224H119ZM146 222H148V223H146ZM141 223H143V224H141ZM89 224L90 225L92 224L91 225L92 228H91V226ZM106 224H107V226H106ZM134 224L137 225L138 227L135 226ZM186 224H188L189 226L188 225L186 226ZM222 224L224 226L226 225L228 227L227 228H223L224 226H221ZM238 224H239V226H238ZM241 224H242V226H245V227H243L244 229L242 228ZM120 225H122V226H120ZM142 225H144L145 230H143ZM5 226H6V228L4 229ZM80 226H82V229H81ZM101 226L107 231H104ZM125 226H127V227H125ZM133 226H135V228ZM162 226L170 228L168 233H166V234L162 233ZM216 226H217V228H216ZM24 227H26V228H24ZM32 227H34V228H32ZM185 227L188 228V229L185 230L184 229ZM247 227H248V229H246ZM261 227H262V229H261ZM8 228H9V230H8ZM20 228H21V230H20ZM38 228H39V230H38ZM46 228H47V231H46ZM70 228H72V229H70ZM75 228H76V230H75ZM93 228H94V230H93ZM111 228H112V230H111ZM138 228H140V230L141 229L142 230L140 231ZM215 228L217 230H215ZM31 229L33 230V232H31L32 231ZM239 229L241 231H239ZM6 230H8V231H6ZM78 230L81 231V232L83 231L82 233L84 235H86V238H84L82 240L76 239L77 238V233H79ZM97 230H99L101 232H99ZM176 230H178V231H176ZM213 230H214V232H213ZM236 230L238 231V233H237ZM249 230H251V231H249ZM257 230H258L259 233L257 232ZM36 231H37V233H36ZM142 231H143V233H142ZM144 231H147V232H144ZM187 231H189V232H187ZM205 231H206V233H203ZM224 231L227 232V233H225ZM9 232H11V233H9ZM13 232H15V233H13ZM18 232H20V233H18ZM41 232L42 233L45 232L46 236H45L44 233L41 235ZM74 232L76 233V235L74 234ZM118 232L119 233L122 232V234H119ZM128 232L129 233L131 232L132 236ZM182 232H183V235H181V237L179 238L178 235L180 236V234H182ZM200 232H201V234H200ZM218 232H221V234L218 233ZM3 233L5 234V236L3 235ZM6 233H7V235H6ZM16 233H18L19 235L16 234ZM22 233H24V234H22ZM39 233H40V235H39ZM126 233H128V234H126ZM243 233H245V234H243ZM10 234L12 235V237H11ZM32 234H33V236H32ZM133 234H134V236H133ZM248 234H250L252 236H250V235L248 236ZM113 235H115V236L113 237ZM163 235H166V236L164 238H160V236H163ZM171 235L174 237V239H179L178 243H179L180 247L182 246L181 248L183 249V252L180 249H176L175 251L172 249L171 250V255L173 257V260H171V262H170L169 260L165 259V256H164L165 255V251H163V250H165V248L168 247V243H169V240H170L169 236H171ZM210 235L212 236V238H215V237L216 238L212 239L210 237ZM220 235H223V237L222 236L220 237ZM225 235H226V237H225ZM47 236H49V237H47ZM119 236L120 237L123 236V237H121V239H120ZM127 236H131V237H127ZM10 237H11V239H10ZM118 237H119V239H118ZM25 238H28V239H25ZM74 238H75V241H73ZM102 238H104V239H102ZM129 238L132 241H130ZM136 238H138V239H136ZM144 238H145V240H143ZM157 238L161 239L160 243H159ZM246 238L249 239V240H251V239L252 240L248 241ZM111 239H113L112 242H111ZM115 239H117V240H115ZM207 239H210L212 241L207 240ZM87 240L89 242H87ZM148 240H150V241H148ZM214 240H215V242H214ZM91 241H93L92 244H91ZM77 242H79V243H77ZM111 243H112V245H111ZM199 243H201L203 245H201V244L198 245ZM208 243L212 244V246L215 244V246L212 248V246L210 244L208 245ZM250 243L252 244V246H251ZM43 244H48L49 246L47 245L48 250L45 253L41 254L40 250H41V247H43ZM99 244H100V247H99ZM107 244H109V245H107ZM135 244L136 245L138 244V245L136 246ZM147 244H148V246H147ZM156 244L159 245L160 250L155 247ZM195 245H196V247H195ZM233 245H236V246L234 247ZM198 246L199 247L201 246L200 250H198L199 249ZM205 246H206V248H205ZM38 247H40V248L38 249ZM203 247H204V249H203ZM253 247H254V249H253ZM101 248H104V249L102 250ZM148 248H149V250H148ZM194 248H196V249H194ZM214 248H216V249L213 251ZM229 248H231L230 251H229ZM84 249H85L86 252L84 251ZM232 249H233V251H232ZM235 249L237 251H235ZM240 249H241V251H240ZM250 249H252V251ZM257 249H258V251H256ZM260 249H262V250H260ZM97 250H98V252H97ZM130 250H132V251H130ZM133 250H134V252H133ZM177 250H178L179 254H176ZM18 251H20V252H18ZM204 251L206 252V255L208 254V256L203 255V254H205ZM254 251H256V252H254ZM260 251H262L261 252L262 255L260 254ZM79 252H81V253L79 254ZM212 252H213V254H212ZM230 252H231L232 255L229 254ZM232 252L233 253L235 252L236 254H239L238 256L240 257L241 261L239 260V257H237L238 260H235L237 258L231 259V258H233L236 255L235 253L233 254ZM59 253H60V255H59ZM180 253H183L184 256H182L183 254H180ZM133 254H134V256H133ZM193 254H195V255H193ZM209 254H211V255H209ZM218 254H219V256L221 258H219ZM21 255H30V256H26V259H24V260H19V259H22V258L19 257ZM89 255L91 257H89ZM196 255H198V256H196ZM242 255H244L243 259L241 257ZM248 255H249V259L250 260H248ZM253 255L257 258V261H256V258ZM189 256H191V257H189ZM228 256H229V258H227ZM120 257H121V259H120ZM126 257H128L129 259L126 258ZM94 258L97 260L96 262H94ZM134 258L135 259L137 258V259L135 260ZM139 258H141V260ZM217 258L220 259L221 262L218 261ZM261 259H263V260H261ZM34 261H35V263H34ZM237 261H238V263H237ZM242 261H244V262H242ZM248 261H250V262H248ZM175 262H177V263H175Z\"/></svg>","mask_w":264,"mask_h":264}]
</instances>
